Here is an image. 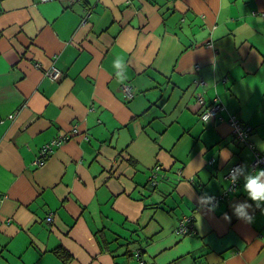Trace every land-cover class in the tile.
Listing matches in <instances>:
<instances>
[{
    "label": "crops",
    "instance_id": "0c3cea01",
    "mask_svg": "<svg viewBox=\"0 0 264 264\" xmlns=\"http://www.w3.org/2000/svg\"><path fill=\"white\" fill-rule=\"evenodd\" d=\"M198 93L250 124L256 150L203 120ZM256 153L264 0H0V264H264V200L244 191ZM237 162V192L198 202ZM185 215L195 231L178 234Z\"/></svg>",
    "mask_w": 264,
    "mask_h": 264
},
{
    "label": "built area",
    "instance_id": "2783aa9c",
    "mask_svg": "<svg viewBox=\"0 0 264 264\" xmlns=\"http://www.w3.org/2000/svg\"><path fill=\"white\" fill-rule=\"evenodd\" d=\"M37 67H40L39 63L37 64ZM196 68L199 69L200 65H197ZM61 74H62V70L58 66H53L47 71V75L50 76L52 79H58L61 76ZM197 81L200 84H203V85L205 84L204 79H198ZM123 90H124V93H125L127 99H131L134 97V89H133L132 85L125 84L123 86ZM197 101L201 106H206L205 110L201 113V117L205 121L212 120V119L216 118L217 117L216 115L222 110V107L219 104L218 98H216L211 103L207 104L206 100H205V96L198 93L197 94ZM221 119H223V118H221ZM230 124L233 127V132H234L235 138L237 139L238 142H242L244 144L249 143L250 146L254 145L249 140L251 131L253 130V128L250 124L243 123L236 115H234L230 118ZM73 131H75V132L78 131V127L76 125H75ZM71 136H72V133H68V134H65L62 136L55 137V138L51 139L50 141L46 142L45 144H43L40 148V152H39L38 158L35 161V163L38 166L45 165L47 160L49 159V157L54 152L55 148L60 146L61 144H63L67 140H69L71 138ZM251 166H252L253 170L258 169V167H264V153H256V156L253 159ZM239 167H243L242 163H235L229 169V172L227 173V178L230 181V184H229L228 188L222 194L213 196L214 200L210 201L212 204L218 203L219 201L227 198L229 195L237 192L239 182H240L239 178L243 172L237 171L235 173V177H236L235 183H233V181L231 180L230 172L233 169L239 168ZM157 169H160V166H157ZM243 169H244V167H243ZM150 179H151L152 184H155V185L158 184L157 175L151 176ZM48 220L49 221L52 220L51 215L48 217ZM176 231L178 234H184V235L190 234L193 231H195L192 218L191 217H184L180 221Z\"/></svg>",
    "mask_w": 264,
    "mask_h": 264
},
{
    "label": "clouds",
    "instance_id": "9594fccd",
    "mask_svg": "<svg viewBox=\"0 0 264 264\" xmlns=\"http://www.w3.org/2000/svg\"><path fill=\"white\" fill-rule=\"evenodd\" d=\"M113 67L117 69V80L119 82H123L127 78L124 73V69L126 68L124 61L120 57H117L113 62ZM237 171L243 172V167L235 168L230 172V177L233 183H235V173ZM260 176H264V170H260L258 172L256 179H253L251 174L246 175L244 184V191L247 192L248 197H250L252 201L257 202V207H260V203H258V201L264 200V183H257V180ZM204 199L212 201L214 200V197H200L198 198V202L203 201ZM250 207L251 205L247 202L236 203L232 205L234 215H236L238 218L246 219L248 221H251L252 217L248 215L245 209H249Z\"/></svg>",
    "mask_w": 264,
    "mask_h": 264
},
{
    "label": "trees",
    "instance_id": "16d2710c",
    "mask_svg": "<svg viewBox=\"0 0 264 264\" xmlns=\"http://www.w3.org/2000/svg\"><path fill=\"white\" fill-rule=\"evenodd\" d=\"M196 83H198V84H200L197 80H196ZM216 98H218V100H219V104H220V106L222 107V110L216 115L217 117L216 118H214V120L216 119V120H218V121H223V120H226V121H228L229 122V124H230V118L232 117V116H234V115H236V114H234V113H230L229 114V116H225L224 115V111H226V106H225V104H224V102L217 96V97H214L212 100H211V102L212 101H214ZM210 102V103H211ZM204 109H203V111L205 110V107L206 106H202ZM202 111V112H203ZM237 117H238V115H236ZM221 118H223V119H221ZM239 118V117H238ZM243 123H244V121L241 119V118H239ZM247 124V123H246ZM231 125V124H230ZM231 127H232V125H231ZM232 129H233V127H232ZM253 131V130H252ZM252 131H251V134H252ZM234 133V132H233ZM251 134H250V136H251ZM235 136V135H234ZM237 140V139H236ZM249 140H250V138H249ZM251 141V140H250ZM252 142V141H251ZM239 143H241V144H244V143H242V142H239ZM253 143V142H252ZM245 145H247V146H249L251 149H253V150H256V146H255V144L253 145V146H250V144L249 143H247V144H245ZM237 163H241V162H237ZM242 165H243V167H245L244 166V164L242 163ZM243 174V173H242ZM150 180V183H151V179H149ZM239 181H240V178H239ZM229 184H230V181H229ZM151 185L152 186H156L155 184H152L151 183ZM224 192V191H223ZM222 192V193H223ZM221 193V194H222ZM184 217H191L192 218V221H194L193 220V216L192 215H185V216H183L182 218H181V220L184 218ZM59 254V253H58ZM60 255H61V257L62 258H64V259H68L69 258V255L68 254H66V253H60ZM138 256H139V253H138ZM140 257V256H139ZM144 262V261H143Z\"/></svg>",
    "mask_w": 264,
    "mask_h": 264
},
{
    "label": "water",
    "instance_id": "95a60500",
    "mask_svg": "<svg viewBox=\"0 0 264 264\" xmlns=\"http://www.w3.org/2000/svg\"><path fill=\"white\" fill-rule=\"evenodd\" d=\"M134 242H136V240Z\"/></svg>",
    "mask_w": 264,
    "mask_h": 264
},
{
    "label": "rangeland",
    "instance_id": "374dc122",
    "mask_svg": "<svg viewBox=\"0 0 264 264\" xmlns=\"http://www.w3.org/2000/svg\"><path fill=\"white\" fill-rule=\"evenodd\" d=\"M203 85V84H202Z\"/></svg>",
    "mask_w": 264,
    "mask_h": 264
}]
</instances>
